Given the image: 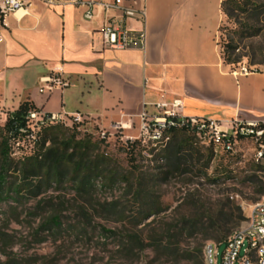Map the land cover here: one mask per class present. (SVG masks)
<instances>
[{
	"label": "rangeland",
	"instance_id": "rangeland-1",
	"mask_svg": "<svg viewBox=\"0 0 264 264\" xmlns=\"http://www.w3.org/2000/svg\"><path fill=\"white\" fill-rule=\"evenodd\" d=\"M253 1L257 11L223 17L217 46L222 59L224 44L233 39L231 59L238 63L227 65L263 71L264 0ZM114 125L85 121L65 132L68 140L89 143L86 163L101 162L91 188L77 191L71 181L75 156L61 184L48 185L36 198L23 193L0 203V264H206L204 247L218 245L211 222L222 217L226 241L264 190L254 142L239 141L229 153L212 148L207 160L209 146L194 140L203 156L176 170L160 159L168 144L149 149L130 142L137 125ZM22 145H14L13 156L21 155ZM53 217L57 225L49 223ZM224 248L218 246V261Z\"/></svg>",
	"mask_w": 264,
	"mask_h": 264
},
{
	"label": "crops",
	"instance_id": "crops-1",
	"mask_svg": "<svg viewBox=\"0 0 264 264\" xmlns=\"http://www.w3.org/2000/svg\"><path fill=\"white\" fill-rule=\"evenodd\" d=\"M222 0H145L144 51L103 49L101 18L81 9L31 0L6 16L0 34V117L23 101L47 113L81 115L101 127L136 117L161 95L180 99L185 117L264 123V70L232 74L217 46ZM133 28L138 25L132 23ZM56 73L63 89L38 92V80Z\"/></svg>",
	"mask_w": 264,
	"mask_h": 264
},
{
	"label": "built area",
	"instance_id": "built-area-1",
	"mask_svg": "<svg viewBox=\"0 0 264 264\" xmlns=\"http://www.w3.org/2000/svg\"><path fill=\"white\" fill-rule=\"evenodd\" d=\"M31 0H0V34L7 15L26 10ZM48 8L81 9L82 17L90 22L102 19L98 29L103 49L124 51L136 48L144 51L147 41L145 0H39ZM138 25L137 28L131 26ZM248 71L243 65H232V74L243 75ZM69 85L60 75L53 73L38 80V92L50 93ZM145 105L136 114L138 119L137 137L141 145L156 149L164 148L169 140V130L187 127L194 133L195 141L222 151L232 152L238 137L254 135L258 145L256 161L264 165V128L259 123H244L239 120L218 121L214 119L185 117L180 99L167 100L161 95L150 103L152 111ZM6 117V116H5ZM5 117L3 119H5ZM28 138L36 140L40 131L55 124H81L87 121L79 114L67 116L63 111L47 113L42 109L30 110L25 115ZM113 128H124L123 122L115 123ZM218 245L209 243L204 247L206 264H264V192L251 205L245 222L233 231L225 241V248L218 261ZM242 252V256L240 253Z\"/></svg>",
	"mask_w": 264,
	"mask_h": 264
},
{
	"label": "trees",
	"instance_id": "trees-1",
	"mask_svg": "<svg viewBox=\"0 0 264 264\" xmlns=\"http://www.w3.org/2000/svg\"><path fill=\"white\" fill-rule=\"evenodd\" d=\"M247 9L257 11L260 5L253 0H222L220 3L221 13L228 20L246 12ZM235 49L233 39L224 44L221 53L225 65L238 63L237 59H231ZM35 109L30 102L23 101L15 111L6 115L4 123L0 125V203L9 199L19 200L23 197V193H26L28 198H36L48 185L61 184L65 179L68 164L72 163L75 156L77 159L73 161L69 171L72 174L71 181L77 182V191L91 188L93 179L101 172L100 160L86 163L89 143L84 140L75 142L73 138L68 140L65 137L68 127L74 129L79 124H55L42 129L36 140L28 138L25 115L28 111ZM260 128H264V123L259 125L258 129ZM168 134V149L166 146L163 148L166 149V155L161 154L160 159L170 160L171 168L181 170V166L186 161L203 156L195 145V137L191 129L173 128ZM248 140L254 142V135L238 137L237 143ZM20 142L23 143L21 148L24 149L21 155L13 156V147L18 144L20 148ZM45 144H48L47 147ZM212 148V145L207 148V160H210L213 155ZM69 150L71 151L68 153ZM263 191L259 192L263 193ZM220 218L222 217L219 215L210 224L217 235L215 240L218 246L225 243L224 239L228 233L222 231ZM239 218L243 219L242 216ZM49 223L57 225V218L53 217Z\"/></svg>",
	"mask_w": 264,
	"mask_h": 264
}]
</instances>
